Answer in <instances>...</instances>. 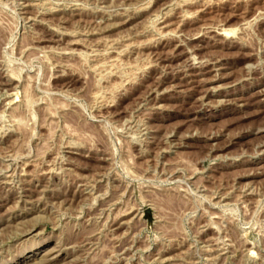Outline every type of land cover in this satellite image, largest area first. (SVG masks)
Here are the masks:
<instances>
[{
    "label": "rangeland",
    "instance_id": "374dc122",
    "mask_svg": "<svg viewBox=\"0 0 264 264\" xmlns=\"http://www.w3.org/2000/svg\"><path fill=\"white\" fill-rule=\"evenodd\" d=\"M0 264H264V0H0Z\"/></svg>",
    "mask_w": 264,
    "mask_h": 264
},
{
    "label": "bare ground",
    "instance_id": "6f19581e",
    "mask_svg": "<svg viewBox=\"0 0 264 264\" xmlns=\"http://www.w3.org/2000/svg\"><path fill=\"white\" fill-rule=\"evenodd\" d=\"M223 30V32H224V34H221V35H223L225 38H227L228 36H229V34H231L232 32H235L233 29H231V30H229V29H222ZM221 30V31H222ZM236 30V29H235ZM222 32V33H223ZM224 39V38H223ZM56 52V51H55ZM223 245V244H222Z\"/></svg>",
    "mask_w": 264,
    "mask_h": 264
}]
</instances>
